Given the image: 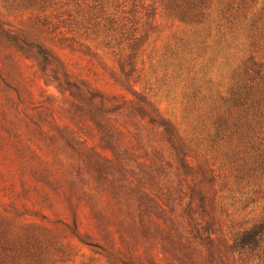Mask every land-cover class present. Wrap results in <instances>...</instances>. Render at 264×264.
I'll list each match as a JSON object with an SVG mask.
<instances>
[{"label": "trees", "instance_id": "obj_1", "mask_svg": "<svg viewBox=\"0 0 264 264\" xmlns=\"http://www.w3.org/2000/svg\"><path fill=\"white\" fill-rule=\"evenodd\" d=\"M254 2L0 0V54L29 61L46 92L33 110L18 89H2L0 178L8 198L0 203V264H72L85 258L79 245L91 254L82 264H264V203L249 212L241 206L243 196L246 204L264 201V61L240 60L226 91L209 93L194 141L143 96H109L73 75L55 50L91 60L107 54L121 73L115 82L126 87L142 48L170 21L183 29L181 43L168 48L179 77L206 52L213 25L232 29L239 13L264 39L256 19L264 5L245 14ZM10 10L30 16L20 25ZM197 141L222 142L227 180L207 162L190 163ZM39 188L64 202L69 221L29 206Z\"/></svg>", "mask_w": 264, "mask_h": 264}, {"label": "rangeland", "instance_id": "obj_2", "mask_svg": "<svg viewBox=\"0 0 264 264\" xmlns=\"http://www.w3.org/2000/svg\"><path fill=\"white\" fill-rule=\"evenodd\" d=\"M254 1L249 12L245 13L248 18L254 13L258 14L259 9L264 5V0ZM127 8L129 10L130 5ZM242 14L237 15L232 29L224 21L221 23L222 27L213 25L211 34L206 39V52L203 56L194 57L190 74L183 73L179 77L175 73V61L168 48L174 49L181 43L177 40L182 38L183 29L170 21H162L159 27L160 34L152 36L142 48L143 51H141L137 61L136 73L130 78L126 87H121L115 82L114 79L121 76V73L118 65L107 54L99 52V55L91 60L90 57L79 51H73L66 47H56L55 50L73 75L86 80L92 87L109 96L127 101L136 100L135 95L143 96L181 134H190L195 141V137L201 135L204 130L202 127L204 119L201 118L200 114L208 104V100H205L209 93H224L226 91L229 85L230 71L240 60L252 55L264 61V39L261 37L263 33L261 31H249ZM10 15L11 21L20 25L26 22L30 16L26 11L18 12L17 10H10ZM256 19H261L259 24L261 27L264 23V16L258 15ZM219 38L223 42L220 46H216ZM249 38L256 39L254 46H250ZM214 51H218L217 57H214ZM16 58L17 60L14 62L7 56L0 54V100H3L2 89H18L22 94V102L29 109L34 110V107L38 106L40 102L42 103L46 94L43 79L29 61H24L20 57ZM212 58L215 61L209 65L208 62ZM207 81L210 82L209 86ZM196 143L198 146L197 148L194 147L196 150L189 157L190 163L193 166L197 164L203 166L207 162V167L220 173L222 181L227 180L224 176L229 177L227 171L229 164L227 165V160L224 157L227 151H224L226 149L222 142H215L211 147L207 141H197ZM221 168L223 171L220 170ZM4 185L5 183L0 178V203L6 202L8 198V195H5V190H3ZM39 191L38 194L30 198L29 206L31 203L34 204V209L41 210L50 219L70 220L62 200L57 199L47 189L39 188ZM44 194L49 197L46 203L43 201ZM229 194L226 191L222 194L223 200L226 198V203L233 202ZM232 196L236 198L239 194ZM246 199L247 197L243 196L241 206L247 205L245 209L247 212L253 208L257 209L258 204L264 203L261 200L257 201L256 198V203L246 204ZM181 208H177V213H180ZM238 208L241 209L240 206ZM78 210L79 216L85 224V212L80 208ZM74 244L78 243L75 242ZM78 247L80 249L78 256L84 254L85 258L80 260L78 257L72 264H82V262L90 260L88 256L91 254L86 248L80 245ZM103 262L102 260L95 264H103Z\"/></svg>", "mask_w": 264, "mask_h": 264}]
</instances>
